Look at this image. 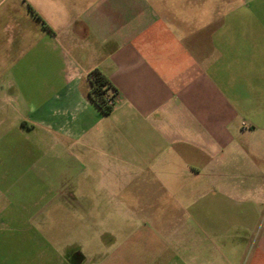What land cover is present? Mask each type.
Returning a JSON list of instances; mask_svg holds the SVG:
<instances>
[{
  "label": "crops",
  "instance_id": "crops-1",
  "mask_svg": "<svg viewBox=\"0 0 264 264\" xmlns=\"http://www.w3.org/2000/svg\"><path fill=\"white\" fill-rule=\"evenodd\" d=\"M0 264H264V0H0Z\"/></svg>",
  "mask_w": 264,
  "mask_h": 264
},
{
  "label": "trees",
  "instance_id": "trees-1",
  "mask_svg": "<svg viewBox=\"0 0 264 264\" xmlns=\"http://www.w3.org/2000/svg\"><path fill=\"white\" fill-rule=\"evenodd\" d=\"M90 85L89 97L91 101L102 111L105 116H109L114 108V97L117 90L109 78L100 70H94L88 75Z\"/></svg>",
  "mask_w": 264,
  "mask_h": 264
},
{
  "label": "rangeland",
  "instance_id": "rangeland-1",
  "mask_svg": "<svg viewBox=\"0 0 264 264\" xmlns=\"http://www.w3.org/2000/svg\"><path fill=\"white\" fill-rule=\"evenodd\" d=\"M209 8H210V5H209ZM208 13H210V10L209 11H207V14ZM80 226H82V225H80ZM69 229L70 228H72L73 226L72 225H69V226H67ZM76 234V233H75ZM75 234H72L70 237H69V239H73V238H75L76 237V235Z\"/></svg>",
  "mask_w": 264,
  "mask_h": 264
},
{
  "label": "built area",
  "instance_id": "built-area-1",
  "mask_svg": "<svg viewBox=\"0 0 264 264\" xmlns=\"http://www.w3.org/2000/svg\"><path fill=\"white\" fill-rule=\"evenodd\" d=\"M116 99H117V98H116V97H114V99H113V101H112V102H113V103H115V104H116Z\"/></svg>",
  "mask_w": 264,
  "mask_h": 264
}]
</instances>
